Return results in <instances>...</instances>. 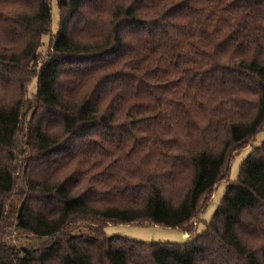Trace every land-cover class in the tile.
Here are the masks:
<instances>
[{"label": "trees", "instance_id": "16d2710c", "mask_svg": "<svg viewBox=\"0 0 264 264\" xmlns=\"http://www.w3.org/2000/svg\"><path fill=\"white\" fill-rule=\"evenodd\" d=\"M52 1L0 0V264H264V0Z\"/></svg>", "mask_w": 264, "mask_h": 264}, {"label": "rangeland", "instance_id": "374dc122", "mask_svg": "<svg viewBox=\"0 0 264 264\" xmlns=\"http://www.w3.org/2000/svg\"><path fill=\"white\" fill-rule=\"evenodd\" d=\"M53 6V22L54 29L57 28L58 25V4L57 0L52 1ZM53 36V35H52ZM0 37L3 40L10 42L11 37L8 36L6 31V24L0 22ZM46 42L44 45V51H46L48 44L50 43L49 37L45 38ZM48 55H43L42 59H46ZM33 86V85H32ZM10 90V82L3 77H0V92L7 93ZM264 139V130H261L258 133L255 144H259ZM254 142H251L247 147L248 149L242 150L239 154L235 155L232 161L231 169H230V179L236 180L240 173V168L242 162L247 157L250 152L251 146L255 145ZM226 190V182H221L215 189L213 198L206 209L203 211L201 215V220L197 225V230L199 232L205 229L206 223L209 222L216 209L220 205L223 195ZM8 227L1 226L0 233L4 234L5 237H20V231H12L9 232ZM105 231L108 235H122L127 236L133 239L142 240V241H158V242H178L182 243L187 241V238L184 236V232L178 228L174 227H165L152 225L151 222H145V224H110L105 227ZM23 237V236H22Z\"/></svg>", "mask_w": 264, "mask_h": 264}, {"label": "crops", "instance_id": "0c3cea01", "mask_svg": "<svg viewBox=\"0 0 264 264\" xmlns=\"http://www.w3.org/2000/svg\"><path fill=\"white\" fill-rule=\"evenodd\" d=\"M188 234H184L185 237H187Z\"/></svg>", "mask_w": 264, "mask_h": 264}, {"label": "built area", "instance_id": "2783aa9c", "mask_svg": "<svg viewBox=\"0 0 264 264\" xmlns=\"http://www.w3.org/2000/svg\"><path fill=\"white\" fill-rule=\"evenodd\" d=\"M188 236V235H187Z\"/></svg>", "mask_w": 264, "mask_h": 264}]
</instances>
